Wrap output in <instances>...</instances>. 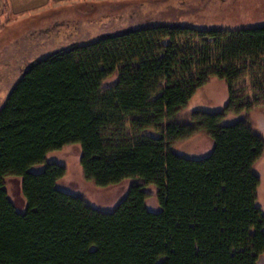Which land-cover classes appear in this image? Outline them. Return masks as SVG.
Wrapping results in <instances>:
<instances>
[{"label": "trees", "instance_id": "obj_1", "mask_svg": "<svg viewBox=\"0 0 264 264\" xmlns=\"http://www.w3.org/2000/svg\"><path fill=\"white\" fill-rule=\"evenodd\" d=\"M18 72L0 106V264H257L264 255L253 170L264 138L245 118L264 111V24L142 21ZM212 77L226 85L224 107L181 116ZM197 133L212 141L207 155L173 151ZM70 144L95 186L136 179L111 211L57 187L66 167L46 155ZM151 185L157 210L145 204Z\"/></svg>", "mask_w": 264, "mask_h": 264}, {"label": "rangeland", "instance_id": "obj_2", "mask_svg": "<svg viewBox=\"0 0 264 264\" xmlns=\"http://www.w3.org/2000/svg\"><path fill=\"white\" fill-rule=\"evenodd\" d=\"M0 7V106L22 67H29L45 55L71 44L88 43L100 37L146 23L188 25L196 28H240L264 24V0H1ZM136 22L137 24H134ZM224 81L212 77L200 87L181 116L200 109L219 111L227 102ZM245 118L253 131L264 138V111L252 110ZM233 119V118H229ZM146 133L154 134L150 130ZM212 141L203 133L178 142L172 149L183 155H207ZM81 148L70 144L46 155L47 162L66 167L57 187L83 197L90 205L111 211L136 179H124L97 187L84 179L79 164ZM43 164L34 166L39 171ZM260 178L256 205L264 211V153L254 164ZM8 196L17 210L25 208L19 177L5 181ZM146 206L159 208L154 186L146 187ZM257 264H264L261 255Z\"/></svg>", "mask_w": 264, "mask_h": 264}, {"label": "crops", "instance_id": "obj_3", "mask_svg": "<svg viewBox=\"0 0 264 264\" xmlns=\"http://www.w3.org/2000/svg\"><path fill=\"white\" fill-rule=\"evenodd\" d=\"M1 5H2V3H1V0H0V7H1ZM179 154H181V155H183L182 153H179ZM183 156H185V155H183ZM186 157H201L200 155H197V154H193V155H186Z\"/></svg>", "mask_w": 264, "mask_h": 264}]
</instances>
